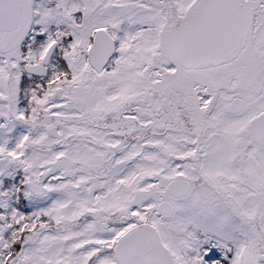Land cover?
I'll use <instances>...</instances> for the list:
<instances>
[{
    "label": "snow or ice",
    "instance_id": "1",
    "mask_svg": "<svg viewBox=\"0 0 264 264\" xmlns=\"http://www.w3.org/2000/svg\"><path fill=\"white\" fill-rule=\"evenodd\" d=\"M0 264H264V0H0Z\"/></svg>",
    "mask_w": 264,
    "mask_h": 264
}]
</instances>
